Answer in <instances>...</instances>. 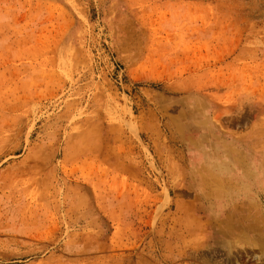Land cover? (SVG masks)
I'll use <instances>...</instances> for the list:
<instances>
[{
	"label": "rangeland",
	"instance_id": "obj_1",
	"mask_svg": "<svg viewBox=\"0 0 264 264\" xmlns=\"http://www.w3.org/2000/svg\"><path fill=\"white\" fill-rule=\"evenodd\" d=\"M0 264H264V0H0Z\"/></svg>",
	"mask_w": 264,
	"mask_h": 264
},
{
	"label": "crops",
	"instance_id": "obj_2",
	"mask_svg": "<svg viewBox=\"0 0 264 264\" xmlns=\"http://www.w3.org/2000/svg\"><path fill=\"white\" fill-rule=\"evenodd\" d=\"M249 189H250V187H249ZM251 195H252V193H251ZM251 195H249V196H251ZM249 196H248V197H249ZM249 198H251V197H249ZM252 198H253V197H252ZM252 200H253V199H252ZM260 216H261V215H259V214H258L257 212H255V211H253V213L249 215V217H251V218H254V217H255V220H261V219H260ZM254 224H255V221L253 222V224L250 223V224H248V225L251 226V227H258L257 223H256L255 225H254Z\"/></svg>",
	"mask_w": 264,
	"mask_h": 264
}]
</instances>
